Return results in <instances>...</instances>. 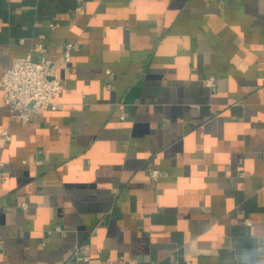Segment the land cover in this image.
<instances>
[{
	"label": "crops",
	"instance_id": "0c3cea01",
	"mask_svg": "<svg viewBox=\"0 0 264 264\" xmlns=\"http://www.w3.org/2000/svg\"><path fill=\"white\" fill-rule=\"evenodd\" d=\"M37 45L62 90L23 122L1 77ZM108 256L264 264V0H0V264Z\"/></svg>",
	"mask_w": 264,
	"mask_h": 264
},
{
	"label": "built area",
	"instance_id": "2783aa9c",
	"mask_svg": "<svg viewBox=\"0 0 264 264\" xmlns=\"http://www.w3.org/2000/svg\"><path fill=\"white\" fill-rule=\"evenodd\" d=\"M76 10L78 12L82 11L80 7ZM75 48H77V45L72 42L65 45L64 58L66 60L71 58V51ZM41 50V46L37 45L27 55L15 58L11 67L1 77L4 103L8 105L12 115L23 122L30 121L35 113L47 109H56L57 103L54 98L62 90L55 62L47 57L41 60L35 58L36 51ZM107 72L111 73V69L108 68ZM216 80L214 75H209L205 78V83L214 88ZM5 136L6 139L10 138L7 133ZM149 174L153 179H157L161 176V171L150 168ZM27 206L25 202L21 204L23 209H26ZM245 222L249 224L250 220L246 219ZM87 250L88 245L84 243L78 245L74 253L81 252L83 259L88 260L90 256L87 254ZM107 260L113 264L112 257L108 256ZM137 262V258L129 259L130 264H137Z\"/></svg>",
	"mask_w": 264,
	"mask_h": 264
}]
</instances>
